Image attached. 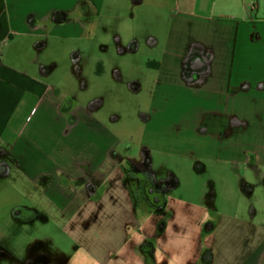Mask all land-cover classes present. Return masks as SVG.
Segmentation results:
<instances>
[{"label":"crops","instance_id":"0c3cea01","mask_svg":"<svg viewBox=\"0 0 264 264\" xmlns=\"http://www.w3.org/2000/svg\"><path fill=\"white\" fill-rule=\"evenodd\" d=\"M104 1L0 0L1 171L34 189L32 208L93 264H264V223L220 214L207 227L206 209L181 199L139 215L164 195L134 170L145 154L264 169L260 0H163L147 63L90 62L92 88L75 94L65 40L85 39ZM115 110H143L141 153Z\"/></svg>","mask_w":264,"mask_h":264},{"label":"rangeland","instance_id":"374dc122","mask_svg":"<svg viewBox=\"0 0 264 264\" xmlns=\"http://www.w3.org/2000/svg\"><path fill=\"white\" fill-rule=\"evenodd\" d=\"M162 2L105 0L100 14L89 18L87 37L65 40L69 46L65 61L71 65L65 85L75 94L90 85L92 88V74L81 72L82 66L85 69L90 62L98 63L99 68L142 59L147 63L148 54L154 53L150 47L152 40L158 38L157 29L167 26L168 8ZM260 12H264V0H260ZM133 42L138 43V50L126 53ZM109 72L113 73L111 69ZM127 98L122 101L128 105L131 101ZM142 98L141 95L139 100ZM113 105L118 104L113 102ZM115 111L119 113V128L126 129L129 135L125 138L127 149L133 155L138 154V128L143 125V110ZM3 160L4 152L0 150V264H93L62 233L60 221H52L53 217L47 218L32 208L34 189L25 186L18 174L2 172ZM134 170L140 178L152 179L164 195V200L156 205H140L141 216L163 217L168 214L169 204L181 199L206 209L207 227L215 224L220 214L264 223V169L257 171L252 164L200 163L184 156L150 158L145 154L141 162L134 164ZM151 201L155 197L151 196ZM16 207L24 211L16 215Z\"/></svg>","mask_w":264,"mask_h":264},{"label":"flooded vegetation","instance_id":"af4514ba","mask_svg":"<svg viewBox=\"0 0 264 264\" xmlns=\"http://www.w3.org/2000/svg\"><path fill=\"white\" fill-rule=\"evenodd\" d=\"M150 189H152V188H151L150 186H148L147 189H146V192H148ZM155 197H156V196H155ZM14 211H15V212L17 211L18 214H20V211H18V210H16V209H15Z\"/></svg>","mask_w":264,"mask_h":264},{"label":"water","instance_id":"95a60500","mask_svg":"<svg viewBox=\"0 0 264 264\" xmlns=\"http://www.w3.org/2000/svg\"><path fill=\"white\" fill-rule=\"evenodd\" d=\"M15 214L17 215V214H18V212L16 211V212H15Z\"/></svg>","mask_w":264,"mask_h":264},{"label":"trees","instance_id":"16d2710c","mask_svg":"<svg viewBox=\"0 0 264 264\" xmlns=\"http://www.w3.org/2000/svg\"><path fill=\"white\" fill-rule=\"evenodd\" d=\"M150 65V63H148Z\"/></svg>","mask_w":264,"mask_h":264}]
</instances>
